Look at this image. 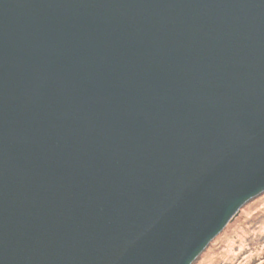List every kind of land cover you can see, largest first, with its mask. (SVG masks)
Wrapping results in <instances>:
<instances>
[{"label":"water","instance_id":"95a60500","mask_svg":"<svg viewBox=\"0 0 264 264\" xmlns=\"http://www.w3.org/2000/svg\"><path fill=\"white\" fill-rule=\"evenodd\" d=\"M264 192V0H0V264H193Z\"/></svg>","mask_w":264,"mask_h":264},{"label":"rangeland","instance_id":"374dc122","mask_svg":"<svg viewBox=\"0 0 264 264\" xmlns=\"http://www.w3.org/2000/svg\"><path fill=\"white\" fill-rule=\"evenodd\" d=\"M193 264H264V192L240 208Z\"/></svg>","mask_w":264,"mask_h":264}]
</instances>
